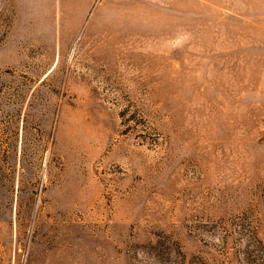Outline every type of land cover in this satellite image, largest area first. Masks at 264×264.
<instances>
[{
	"label": "rangeland",
	"instance_id": "rangeland-1",
	"mask_svg": "<svg viewBox=\"0 0 264 264\" xmlns=\"http://www.w3.org/2000/svg\"><path fill=\"white\" fill-rule=\"evenodd\" d=\"M0 264H264V0H0Z\"/></svg>",
	"mask_w": 264,
	"mask_h": 264
}]
</instances>
